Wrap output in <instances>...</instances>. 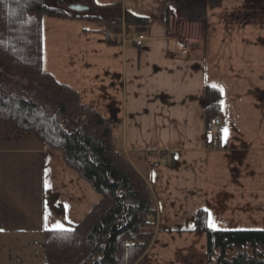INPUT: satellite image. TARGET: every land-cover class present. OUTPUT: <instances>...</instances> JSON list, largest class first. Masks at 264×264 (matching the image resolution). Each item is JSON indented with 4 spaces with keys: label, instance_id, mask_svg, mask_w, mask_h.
<instances>
[{
    "label": "crops",
    "instance_id": "0c3cea01",
    "mask_svg": "<svg viewBox=\"0 0 264 264\" xmlns=\"http://www.w3.org/2000/svg\"><path fill=\"white\" fill-rule=\"evenodd\" d=\"M85 2L148 19L126 28L41 18L43 71L110 124L116 150L153 194V239L134 264H208L200 209L212 230H264V0ZM139 32L141 47L131 41ZM206 85L221 91L227 140L205 134ZM159 154L170 161L155 163ZM100 200L60 151L0 122V264H45L44 231L80 223Z\"/></svg>",
    "mask_w": 264,
    "mask_h": 264
},
{
    "label": "trees",
    "instance_id": "16d2710c",
    "mask_svg": "<svg viewBox=\"0 0 264 264\" xmlns=\"http://www.w3.org/2000/svg\"><path fill=\"white\" fill-rule=\"evenodd\" d=\"M64 1L0 0V122L60 151L65 164L101 195L80 223L44 231L45 264H134L153 239V194L116 150L110 124L81 104L75 90L43 71L41 18L74 17L126 28H147L148 19L130 12L122 16L120 3L91 2L89 10L76 12ZM220 109L221 91L206 85L207 121ZM206 216L205 210L196 212L195 230L206 233L208 264H264V230H212Z\"/></svg>",
    "mask_w": 264,
    "mask_h": 264
},
{
    "label": "built area",
    "instance_id": "2783aa9c",
    "mask_svg": "<svg viewBox=\"0 0 264 264\" xmlns=\"http://www.w3.org/2000/svg\"><path fill=\"white\" fill-rule=\"evenodd\" d=\"M100 33L103 35V37L106 40H112L115 37V33L107 31L105 29L101 30ZM146 39H147V36L145 35V33L139 32L135 34L134 36H132L131 41L135 46L141 47L144 44ZM173 45L177 49V52L180 56L187 55L189 51V47L186 45L184 41L175 39L173 40ZM225 129H227V123L221 115H218L207 123L205 134L206 136L215 138L221 135L222 133H224ZM170 159H171L170 156L167 154L165 155L159 154V156L156 157L155 163H162V162H167V161L169 162Z\"/></svg>",
    "mask_w": 264,
    "mask_h": 264
},
{
    "label": "water",
    "instance_id": "95a60500",
    "mask_svg": "<svg viewBox=\"0 0 264 264\" xmlns=\"http://www.w3.org/2000/svg\"><path fill=\"white\" fill-rule=\"evenodd\" d=\"M59 3L64 4L65 1L59 0ZM66 4H67L68 10H72V11H76V12H83V11L89 10V8H90L88 5L76 3V2H73L71 0L68 1Z\"/></svg>",
    "mask_w": 264,
    "mask_h": 264
},
{
    "label": "snow or ice",
    "instance_id": "6c2138e0",
    "mask_svg": "<svg viewBox=\"0 0 264 264\" xmlns=\"http://www.w3.org/2000/svg\"><path fill=\"white\" fill-rule=\"evenodd\" d=\"M213 87H216V86L213 85ZM224 132H225V140H227V135H228L227 129H225ZM210 226L214 227V225H212V224H210ZM55 227L56 228H63V226L60 224L55 225Z\"/></svg>",
    "mask_w": 264,
    "mask_h": 264
},
{
    "label": "rangeland",
    "instance_id": "374dc122",
    "mask_svg": "<svg viewBox=\"0 0 264 264\" xmlns=\"http://www.w3.org/2000/svg\"><path fill=\"white\" fill-rule=\"evenodd\" d=\"M162 163H164V162H162ZM154 231H155V229H154Z\"/></svg>",
    "mask_w": 264,
    "mask_h": 264
}]
</instances>
